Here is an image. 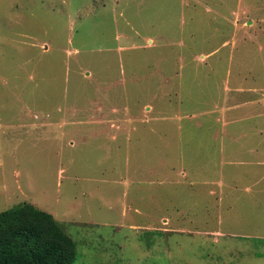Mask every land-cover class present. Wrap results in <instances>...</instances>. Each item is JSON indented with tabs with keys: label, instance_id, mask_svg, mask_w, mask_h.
<instances>
[{
	"label": "rangeland",
	"instance_id": "374dc122",
	"mask_svg": "<svg viewBox=\"0 0 264 264\" xmlns=\"http://www.w3.org/2000/svg\"><path fill=\"white\" fill-rule=\"evenodd\" d=\"M71 264H264V0H0V211Z\"/></svg>",
	"mask_w": 264,
	"mask_h": 264
},
{
	"label": "trees",
	"instance_id": "16d2710c",
	"mask_svg": "<svg viewBox=\"0 0 264 264\" xmlns=\"http://www.w3.org/2000/svg\"><path fill=\"white\" fill-rule=\"evenodd\" d=\"M75 247L53 215L32 203L0 211V264H71Z\"/></svg>",
	"mask_w": 264,
	"mask_h": 264
}]
</instances>
